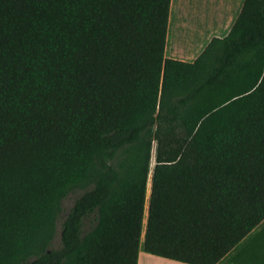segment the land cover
Wrapping results in <instances>:
<instances>
[{
    "label": "trees",
    "instance_id": "obj_1",
    "mask_svg": "<svg viewBox=\"0 0 264 264\" xmlns=\"http://www.w3.org/2000/svg\"><path fill=\"white\" fill-rule=\"evenodd\" d=\"M171 1L0 0V264H218L264 220V0L191 61Z\"/></svg>",
    "mask_w": 264,
    "mask_h": 264
},
{
    "label": "rangeland",
    "instance_id": "obj_2",
    "mask_svg": "<svg viewBox=\"0 0 264 264\" xmlns=\"http://www.w3.org/2000/svg\"><path fill=\"white\" fill-rule=\"evenodd\" d=\"M243 0H172L171 11L173 14L183 12L180 23H174L170 26L169 38L166 43L165 56L167 58L175 57L177 59L191 61L193 60L207 44L209 39L216 34L211 21L220 18V14H226L227 19L236 18ZM226 12V13H225ZM178 17V15H177ZM183 20V21H182ZM155 164V143L152 147V157L150 162V173L148 182V193H150V177ZM82 191L79 189L69 191L64 197L62 206L65 214L74 200ZM60 244V223H58L57 233L53 240V245ZM139 259L141 264H164L178 263L161 257L153 256L140 249Z\"/></svg>",
    "mask_w": 264,
    "mask_h": 264
},
{
    "label": "crops",
    "instance_id": "obj_3",
    "mask_svg": "<svg viewBox=\"0 0 264 264\" xmlns=\"http://www.w3.org/2000/svg\"><path fill=\"white\" fill-rule=\"evenodd\" d=\"M182 15H184L183 12H180L178 14L177 13L173 14L170 8L166 43L169 38L170 26L174 25V23H178V22L180 23ZM234 20L235 19L232 17L230 19H227L226 14L223 13L220 14V18L212 20L211 24L213 28L216 31H219L220 34L214 33V35L209 39V41L213 37H222L226 35L230 30L232 24L234 23ZM165 50H166V46H165ZM172 58L177 59L175 57ZM137 264H141L139 256H138ZM164 264H187V263L178 262V263H164ZM218 264H264V220L259 225H257L247 236H245L238 245H236L229 253H227Z\"/></svg>",
    "mask_w": 264,
    "mask_h": 264
}]
</instances>
